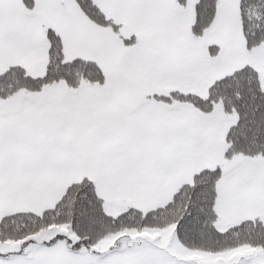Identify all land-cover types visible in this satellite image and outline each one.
Instances as JSON below:
<instances>
[{
    "label": "snow or ice",
    "instance_id": "snow-or-ice-1",
    "mask_svg": "<svg viewBox=\"0 0 264 264\" xmlns=\"http://www.w3.org/2000/svg\"><path fill=\"white\" fill-rule=\"evenodd\" d=\"M0 264H264V0H0Z\"/></svg>",
    "mask_w": 264,
    "mask_h": 264
}]
</instances>
